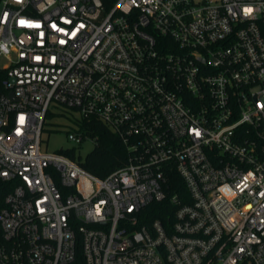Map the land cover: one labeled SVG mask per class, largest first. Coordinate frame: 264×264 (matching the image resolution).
<instances>
[{
	"label": "built area",
	"instance_id": "obj_1",
	"mask_svg": "<svg viewBox=\"0 0 264 264\" xmlns=\"http://www.w3.org/2000/svg\"><path fill=\"white\" fill-rule=\"evenodd\" d=\"M0 3V264H264V0ZM52 103L126 163L43 151ZM175 176L173 222H143Z\"/></svg>",
	"mask_w": 264,
	"mask_h": 264
},
{
	"label": "trees",
	"instance_id": "obj_2",
	"mask_svg": "<svg viewBox=\"0 0 264 264\" xmlns=\"http://www.w3.org/2000/svg\"><path fill=\"white\" fill-rule=\"evenodd\" d=\"M104 1L107 4H111L115 0ZM7 78V70H0V88L3 87V82ZM79 123L81 131L96 138L97 141L95 148L85 158L81 157L78 159L83 167L94 175L104 178L126 163L127 150L123 141L106 124L95 118H82ZM61 152L75 158L73 149L61 150ZM173 180H175L177 187H173L164 200L156 201L145 208L147 216L143 222L150 223L155 219H160L165 225L173 222L177 206L171 202V196L176 192L180 196L185 194V186L181 178L175 176ZM11 188L12 186L9 183L0 185V206L4 205V198L12 190Z\"/></svg>",
	"mask_w": 264,
	"mask_h": 264
},
{
	"label": "rangeland",
	"instance_id": "obj_3",
	"mask_svg": "<svg viewBox=\"0 0 264 264\" xmlns=\"http://www.w3.org/2000/svg\"><path fill=\"white\" fill-rule=\"evenodd\" d=\"M1 8L0 3V12ZM7 64V60L2 58L0 68H4ZM81 119V114L77 109L52 103L42 132L41 149L49 153L73 149L77 156L85 158L95 148V142L88 139L77 143L69 138V133L78 128Z\"/></svg>",
	"mask_w": 264,
	"mask_h": 264
},
{
	"label": "water",
	"instance_id": "obj_4",
	"mask_svg": "<svg viewBox=\"0 0 264 264\" xmlns=\"http://www.w3.org/2000/svg\"><path fill=\"white\" fill-rule=\"evenodd\" d=\"M11 81L12 82H15V79L14 78H11ZM10 95H11V97H14V94L13 93H11Z\"/></svg>",
	"mask_w": 264,
	"mask_h": 264
}]
</instances>
